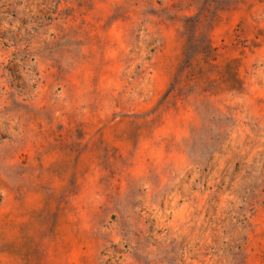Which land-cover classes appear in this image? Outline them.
Wrapping results in <instances>:
<instances>
[{
  "label": "rangeland",
  "instance_id": "374dc122",
  "mask_svg": "<svg viewBox=\"0 0 264 264\" xmlns=\"http://www.w3.org/2000/svg\"><path fill=\"white\" fill-rule=\"evenodd\" d=\"M0 264H264V0H0Z\"/></svg>",
  "mask_w": 264,
  "mask_h": 264
}]
</instances>
